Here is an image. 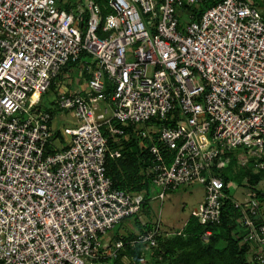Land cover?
<instances>
[{
    "label": "built area",
    "instance_id": "built-area-1",
    "mask_svg": "<svg viewBox=\"0 0 264 264\" xmlns=\"http://www.w3.org/2000/svg\"><path fill=\"white\" fill-rule=\"evenodd\" d=\"M63 4L0 0V264H115L137 245L157 246L161 214L132 236L109 231L195 182L204 200L190 215L219 223L232 201L233 236L249 245L250 261L264 263L263 200L248 181L239 200V186L227 192L219 174L233 158L264 171V5ZM74 64L85 86L57 95L74 121L56 131L40 99ZM131 135L150 154L157 189L148 200L115 187L108 173V154L122 155L110 138Z\"/></svg>",
    "mask_w": 264,
    "mask_h": 264
},
{
    "label": "trees",
    "instance_id": "trees-1",
    "mask_svg": "<svg viewBox=\"0 0 264 264\" xmlns=\"http://www.w3.org/2000/svg\"><path fill=\"white\" fill-rule=\"evenodd\" d=\"M126 129L131 132L133 128L126 127ZM145 143L149 144L150 142L145 140ZM109 146L111 149L120 148L122 153L121 157L118 158H114L110 154L107 157V169L113 178L114 186L131 194L142 193L147 200L152 197L154 192L156 193L157 188L152 184V175L147 171L148 165L151 163L150 154L141 141L131 135L129 139H123L122 143L119 144L110 138ZM219 174L224 178L227 192L231 191L234 186L243 185V181H248L251 189L256 192L261 200H264V190L258 188V184L264 179V171L255 173L252 171L251 166L241 165L233 158L230 166L220 170ZM150 206L147 202L142 212ZM149 225L146 224V226ZM237 227H239L238 211L232 201L227 200L223 206L222 219L219 223L204 224L196 216L190 215L182 233L176 234L172 239H167L161 243V249L158 250L157 254L160 257L162 256L164 261L166 259H176L181 261L176 262V264H186V260L191 259V257L184 254L181 248L199 241V244H202L201 235L210 230L209 242L204 245V250L206 251L204 253L208 254L209 260H205L204 264H264L249 260V245L241 244L240 240L233 236V230ZM140 228L142 230L143 226H140ZM133 234V232H130L128 235L132 236ZM130 251L129 249L126 253ZM178 252L180 255L176 257ZM135 253L138 263L140 252L135 251ZM196 255L203 256L195 254L194 258L197 257ZM121 258L117 261L120 262ZM172 263L174 264V261Z\"/></svg>",
    "mask_w": 264,
    "mask_h": 264
},
{
    "label": "rangeland",
    "instance_id": "rangeland-1",
    "mask_svg": "<svg viewBox=\"0 0 264 264\" xmlns=\"http://www.w3.org/2000/svg\"><path fill=\"white\" fill-rule=\"evenodd\" d=\"M68 0H58V4L63 6L64 2ZM257 2H264V0H256ZM78 68L74 71V75L72 78H66L65 80L68 82L75 81L78 78ZM72 75L70 74L69 77ZM47 97V96H46ZM45 106L47 102L43 103ZM50 109L51 108H47ZM54 109V108H53ZM55 109H57L55 105ZM54 109V111H55ZM66 118V125L69 126L74 121L73 115L71 112H67L66 115L63 114L61 119ZM239 187L235 188L233 191V195L241 200L245 195L249 193V190L246 189V186L238 185ZM258 188L264 190V179L258 184ZM155 195V192L154 194ZM204 200V189L203 186L199 183H192L187 186H183L175 191L170 192L166 198L161 202V200H151L150 207H148L142 214L139 215L138 220L137 217L131 216L129 218L124 219L120 224L116 225L115 228L109 231V236H113L117 233L121 235H128L130 232H139L141 230L140 226L143 228L146 224H152L155 220L159 219L160 215V236L158 237V244L155 247L146 249L144 246H138L130 249L131 251L126 253L125 257H122L120 262L117 261L115 264H140V262H144V264H149L155 262L156 264H174L176 262H181L180 260H170L162 259V256H158V250L161 249V243L166 241L167 239H172L176 234H181L184 228V225L191 214L192 209H194L200 202ZM264 202V200H263ZM139 222V223H138ZM141 224V225H140ZM210 235L204 236L201 235V243L195 242L190 243L187 246L181 248L183 249V253L187 254L191 257L186 260V264H204L206 261L209 260L208 254L204 253V245L209 242ZM180 250V249H179ZM135 251L140 252V257L138 263L136 261V253ZM206 252V251H205ZM195 254H201L203 256H198L194 258ZM179 252L176 253V257H179ZM180 264V263H179ZM208 264V263H206Z\"/></svg>",
    "mask_w": 264,
    "mask_h": 264
},
{
    "label": "crops",
    "instance_id": "crops-1",
    "mask_svg": "<svg viewBox=\"0 0 264 264\" xmlns=\"http://www.w3.org/2000/svg\"><path fill=\"white\" fill-rule=\"evenodd\" d=\"M260 4L264 5V2L263 3L260 2ZM78 67L79 64H74L72 66H68L67 68H65L63 73L59 76L58 80L51 85L50 90L46 94H44L40 99L41 106H43L44 108H51V110L53 111L52 128L56 131H60L61 129H63L65 126H67L66 121L68 122L66 118L61 119L63 114L66 115L67 112H62L60 110L55 109V99L57 95L62 91H66V90L73 91L75 89L80 88V86H85L84 77L79 72V70H78L79 76L78 78H76L75 81L71 80V82H68L65 80L67 77L72 78L74 75V71ZM70 74L72 75L71 77H69ZM44 102H47L46 106L43 104ZM53 108L55 109V111ZM133 233H137V232H133Z\"/></svg>",
    "mask_w": 264,
    "mask_h": 264
}]
</instances>
